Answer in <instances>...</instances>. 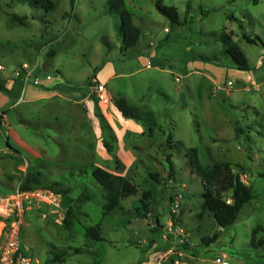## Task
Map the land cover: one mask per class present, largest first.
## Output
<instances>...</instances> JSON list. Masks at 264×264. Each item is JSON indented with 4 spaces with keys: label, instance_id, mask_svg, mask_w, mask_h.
<instances>
[{
    "label": "rangeland",
    "instance_id": "374dc122",
    "mask_svg": "<svg viewBox=\"0 0 264 264\" xmlns=\"http://www.w3.org/2000/svg\"><path fill=\"white\" fill-rule=\"evenodd\" d=\"M124 1L142 32L127 52L122 51L119 16L107 14L108 0H75L74 10L72 0H53L55 9L49 13L19 0H0V75L6 85L41 87L54 79L50 99L26 98L17 104V87L0 91V116L6 114L0 125V197L22 187L30 168L71 190L58 206L40 203L26 220L19 260L160 264V254L174 249L161 264L177 259L264 264V246L250 247L252 230L264 226V70L253 69L264 58V0H161L176 8L180 25L157 11L160 0ZM12 15L26 16L28 26L13 23ZM223 32L247 57L250 71H239L223 57L218 40ZM246 36L263 44H249ZM108 62L117 78L106 82L112 73ZM100 85L107 90V104L95 93ZM108 88L121 95L110 98ZM81 90L99 110L98 132L85 101L73 95ZM121 98L144 118L145 123L132 120L141 130L124 125L110 111ZM189 148L198 150L204 168L231 164L256 195L227 229L203 210L205 189L189 165ZM128 153L135 158L130 160ZM95 168L125 177L139 194L105 216L104 192L92 177ZM152 173L160 175L161 185L149 179ZM145 190L153 197L143 219L137 209ZM86 195L91 199L85 200ZM224 198L230 202V194ZM69 210L72 227L65 228ZM5 222L10 223L0 215V250ZM97 226L102 241L88 240L86 229ZM215 235L214 243L203 241ZM62 253L68 254L66 260L55 261Z\"/></svg>",
    "mask_w": 264,
    "mask_h": 264
},
{
    "label": "trees",
    "instance_id": "16d2710c",
    "mask_svg": "<svg viewBox=\"0 0 264 264\" xmlns=\"http://www.w3.org/2000/svg\"><path fill=\"white\" fill-rule=\"evenodd\" d=\"M20 3L28 4L33 8H40L46 13H49L55 9L53 0H19ZM72 9L74 10L75 0H72ZM157 11L169 19L174 25H180L179 14L174 7L164 6L162 1L156 3ZM107 14L111 16H119L121 26L119 28V35L122 40V51L127 52L134 48L140 41L142 32L141 29L133 24L130 18V14L126 9L124 0H108ZM13 23L28 26V18L26 16L12 15ZM232 36L223 32L218 36V40L223 45L222 54L225 58H230L235 67L241 72L250 71L248 60L242 50L233 42ZM247 43L257 45L258 41L262 44V41L257 38L251 39L245 37ZM0 91L8 92L5 80L0 75ZM117 110L122 114L126 120H135L142 122L144 118L141 117L136 110L131 107L125 98H121L115 101ZM5 114L0 116L1 120ZM145 123V121L143 122ZM12 150H14L12 148ZM14 152L20 154L19 151ZM186 156L189 161V165L192 171L198 174L203 182L205 192L203 194L204 204L203 210L208 211L220 229H227L232 226L238 219L242 209L252 202L256 195L250 185L245 183L241 178V174H236L231 164H219L211 168H204L201 165L199 152L196 148L187 149ZM172 156H167V161L170 167V175L174 173V164L171 161ZM18 161V160H16ZM21 163V161H18ZM22 164V163H21ZM92 177L97 184L102 188L104 192V215L108 216L113 211L121 207V202L128 199L131 196L139 194V188L133 185L125 177L120 175H114L107 172L102 168H95L92 170ZM149 179L157 184L161 185V179L159 174H150ZM23 190H35L39 187H43L49 191L54 192L62 196H68L70 188L61 182H50L47 180L44 173L36 171L35 169H29L25 176L21 178ZM225 194H230V202L225 198ZM153 197L151 190H145L142 192L140 204L141 208L137 209L138 214L142 215L145 219L150 214V202ZM85 200L91 198L86 195ZM64 227H72V212L69 210L66 213L64 219ZM264 233V226H257L252 230L250 247L252 249H260L264 246V238L258 239V235ZM86 238L93 242L102 241L101 229L99 226L86 229ZM218 239L215 235L210 239H204L207 243H214ZM22 252V249H21ZM79 254V253H77ZM67 253L57 255L55 261L63 262L67 258Z\"/></svg>",
    "mask_w": 264,
    "mask_h": 264
},
{
    "label": "built area",
    "instance_id": "2783aa9c",
    "mask_svg": "<svg viewBox=\"0 0 264 264\" xmlns=\"http://www.w3.org/2000/svg\"><path fill=\"white\" fill-rule=\"evenodd\" d=\"M247 89H249V87ZM95 93L100 101L107 102V90L103 85L98 86ZM61 196L62 195L55 194L49 190H23L22 187L17 186L8 196L0 197V215L10 221L9 224L5 222L6 224L4 225L7 230L4 234V245L0 250V264H28L26 258L19 260V256L21 255V243L19 239L21 227L25 224L27 219L35 215L37 209L43 204L47 203L58 206L61 201ZM40 203L43 204L40 205ZM64 214L66 217V213ZM173 254H175L174 249L160 254V264L163 261L169 260V257ZM216 263L223 264L220 259H217ZM171 264L193 263H181L180 260L177 259L172 260Z\"/></svg>",
    "mask_w": 264,
    "mask_h": 264
},
{
    "label": "crops",
    "instance_id": "0c3cea01",
    "mask_svg": "<svg viewBox=\"0 0 264 264\" xmlns=\"http://www.w3.org/2000/svg\"><path fill=\"white\" fill-rule=\"evenodd\" d=\"M262 44H263V42H262ZM263 48H264V45H263ZM263 52H264V50L262 51V53ZM262 56L264 57V54ZM144 63L147 65L146 68H151L152 67L151 66L152 64L147 59H145ZM149 64H151V65H149ZM248 64H249V62H248ZM107 65L112 66V73L111 74H108L105 77L106 82L109 81V80H107L108 78H111V79H114V78L116 79L117 78V75H115V71H114L113 64L111 62H108ZM104 66L102 67V69L104 68ZM249 67H250V65H249ZM259 68H263V70H264V58H262V61H260L257 66H254L253 67V69H256V70H258ZM102 69H100L99 72H98V74H97V80L98 81H99L98 77H99V74L102 73L101 72ZM53 81H54V79H52V81H43V85L41 87H36V86L31 85V84H29L26 87H24L21 83L15 85V86H12V83L10 81H8L7 82V89L9 90V92H12L15 87L18 88L17 93H19V98L17 100V104L24 103V101H26V98H28L27 100H29V101H32V100L34 101V100H37V99H40V98H46V99L48 98V99H50V98H52V97H50V95L52 93V90L51 89L53 88V83H52ZM105 86L107 87V85H105ZM109 90H110L109 91V97L110 98L113 95H117V96L118 95H121V94L115 93L112 89H109ZM73 95L77 96L79 100L81 99V100H84L85 101V104H86V107H87V114L91 118L92 128L95 130V132H98L101 129L100 118L98 117V114H99L98 111L99 110L97 111V108L95 106L94 101L91 100V98L89 96L90 94H88L87 91L81 90V94L80 95H77V94H73ZM125 98H127V97H125ZM103 104H107V103L103 102ZM110 111L113 114L117 115L120 118L121 122L124 125L127 124V125H129V127H133L135 129H138V130H141L142 129L137 124H135L134 122H132V120H126V119H124L123 116H122V114L117 110V108H116V106H115L114 103L111 104ZM4 117L6 118V114H5ZM5 118L2 119L3 121L1 123V125H4L5 124V122H6V119ZM129 156H130V160L133 159V158H135V156H133L131 154H129Z\"/></svg>",
    "mask_w": 264,
    "mask_h": 264
}]
</instances>
